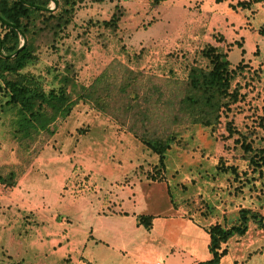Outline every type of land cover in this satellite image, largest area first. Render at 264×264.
I'll list each match as a JSON object with an SVG mask.
<instances>
[{"label":"rangeland","instance_id":"1","mask_svg":"<svg viewBox=\"0 0 264 264\" xmlns=\"http://www.w3.org/2000/svg\"><path fill=\"white\" fill-rule=\"evenodd\" d=\"M237 1L58 0V9L67 3L68 22L57 38H53L48 27L35 36L36 59L24 69L39 75L45 89L58 86L59 78L65 74L87 85L116 60L159 76L174 73L183 77L191 63L206 67L209 62L202 51L207 44H217L232 62L238 61L242 67L240 74L244 77L238 74L232 85H240V95L223 108L216 124L193 125L177 135L166 152L164 164L137 138L132 135L133 141L123 138V131L115 122L81 101L69 116L59 118L55 133L32 156L31 147L35 148L38 142L28 147L21 143L14 136L11 123L14 113L2 109L0 171H15L18 180L42 150L51 145L56 134V149L62 146L64 136H72V144H68L72 146L81 135V145L89 152H84L83 160L93 168L101 162L109 168L111 160L115 162L118 158L120 177L116 178L115 189L125 187L131 177L144 179L151 188L166 195L167 203L207 227L220 223L228 228L240 223L241 208L250 209L259 218L264 216V163L256 154L264 148V41L255 49L249 39L245 42L237 36L234 41L238 31L228 28L229 21L240 15L244 28L259 29L264 22V3L241 10L235 7ZM54 5L50 0L48 6ZM116 5L122 10L117 27L105 26L102 21L110 18ZM244 44L249 55L240 61V48ZM114 146H132L134 151L119 152L117 157L112 154L110 159L106 152L110 153ZM133 157L141 166H136L131 175L126 162ZM88 170L82 162L75 164L65 187L68 196L64 198L71 212L70 215L62 212L60 217L57 214L54 217L58 208L52 212L46 208L48 203H43L46 217H37L42 203L31 190L20 188L13 195L14 185L0 182V199L12 197L6 201H11L8 205H0V264H112L114 258L106 256L99 245L90 246L86 255L84 234L78 231L79 225H84L78 217L79 208L95 207L96 203L106 205L112 195L109 188L113 184L108 185ZM246 218L247 231L233 232L223 243L226 254L232 257V261L227 258L223 264H264V228L250 213ZM90 233L86 237L93 244Z\"/></svg>","mask_w":264,"mask_h":264},{"label":"trees","instance_id":"2","mask_svg":"<svg viewBox=\"0 0 264 264\" xmlns=\"http://www.w3.org/2000/svg\"><path fill=\"white\" fill-rule=\"evenodd\" d=\"M27 1L43 6H48L50 2ZM257 3H264V0H239L235 7L246 10ZM66 5L56 10H42L24 0H0V16L16 26H8L0 20L3 27L0 32L2 51L10 54L22 45L23 36L18 29L28 39L26 46L14 56L0 54V110L14 113L11 120L15 128L14 136L21 143L28 147L38 142L35 148L31 147L32 156L38 154L43 142L55 133L59 118L69 116L81 101L137 138L158 156L160 164H164L166 152L177 135L193 125L216 124L223 108L238 100L240 85H232L242 67L232 62L217 44H207L202 51L209 62L206 67L191 63L183 77L174 73L159 76L155 72L132 69L116 60L87 85L79 84L73 75L65 74L59 78L58 86L45 89L39 75L24 69L36 59L35 36L48 27L53 31V38H57L68 22ZM121 11L116 5L110 18L102 23L116 28ZM258 33L264 38V22ZM40 133L43 136H39ZM256 154L264 163V148ZM17 176L18 173L12 170L0 171V182L15 185ZM249 213L264 228V216L259 218L250 209L241 208L240 223L228 228L220 223L208 227L212 258L198 264H218L227 253L223 243L230 235L247 231L246 216ZM149 219L148 216H140L139 222L149 227Z\"/></svg>","mask_w":264,"mask_h":264},{"label":"crops","instance_id":"3","mask_svg":"<svg viewBox=\"0 0 264 264\" xmlns=\"http://www.w3.org/2000/svg\"><path fill=\"white\" fill-rule=\"evenodd\" d=\"M242 22L240 15L229 21V30L238 31L233 40H237V36H240L245 42L249 39L250 46L253 45L255 49L256 46L260 47L264 38L258 33V29L250 31L243 27ZM230 48L234 49L237 46ZM243 49L244 52H242ZM240 50V60L245 58V55H249L245 44ZM122 131L123 138L127 140L130 138L133 141L130 137L131 134ZM61 135L64 136V134ZM57 136L56 134L51 145H47L41 154L20 174L16 184L12 187L13 195L20 188H25L26 192L31 190L36 195V200L42 203L41 209L36 212L37 217L41 219L46 217L43 213V203H48L46 208L49 210L51 208V212L58 208L54 217L56 214L60 217L62 212L70 215L71 209L65 205L66 199L64 198L65 195L68 196L65 187L69 184L75 164L82 162L95 177H99L108 185L113 184V187L109 188L112 195L106 205L96 203L95 207L87 208L85 205L78 210V217L84 221V225H79L78 231L84 234L83 246L86 255H88L90 246L99 245L101 249L105 250L106 256L114 258L112 264H198L212 258V253L209 250L208 227L201 220L175 209L172 203H167L166 195L162 191V193L157 192V189L151 188L148 181L144 179L133 180L131 177L125 187L120 190L115 189L116 181H118L116 178L120 177V173L117 172V168L120 166L118 158L115 162L111 160L109 168L107 164L102 166V162L93 168L83 160L84 152L87 154L89 152H87L88 148L81 145L83 139L81 135L75 138L72 146L68 145L72 144V139H70L72 136H64L60 141L62 146L56 149L54 145L57 144ZM142 150L141 152H143ZM122 151L133 152L134 149L132 146L126 148L114 146L110 149V153L107 151L106 154L111 159L112 154L117 157ZM76 160L80 162H76ZM127 165L130 167L128 171H131V175L136 166H141L140 162H135L134 157L126 162ZM113 170L116 171V174H113ZM9 197H4V200L2 197L0 205H8L11 202L6 203ZM51 203H53L52 207ZM103 206L106 209H101ZM162 206L164 210H162ZM3 208L7 210L6 207ZM140 216L150 217L147 221L150 223L149 227L139 222ZM49 219H53V217ZM87 232H91L90 234L93 235V244L88 243L91 239L88 240L89 237H86ZM256 242L257 239L254 244ZM227 258L232 261V257L226 254L218 264H223Z\"/></svg>","mask_w":264,"mask_h":264},{"label":"water","instance_id":"4","mask_svg":"<svg viewBox=\"0 0 264 264\" xmlns=\"http://www.w3.org/2000/svg\"><path fill=\"white\" fill-rule=\"evenodd\" d=\"M27 4L31 5L32 7H36V8H40L42 10H54L57 6H58V0H52L54 2V7H49V6H43V5H40V4H34V3H31L27 0H24ZM0 20L5 23L6 25L8 26H11V27H16L15 24L7 21L6 19H4L2 16H0ZM19 32L21 33V35L23 36V43L22 45H20L18 47V49L16 51H14L13 53H10V54H6L2 51V42H1V38H0V54L3 55V56H7V57H12L14 56L19 50H21L23 47L26 46V43H27V38L25 36V34L22 32V30L18 29Z\"/></svg>","mask_w":264,"mask_h":264}]
</instances>
